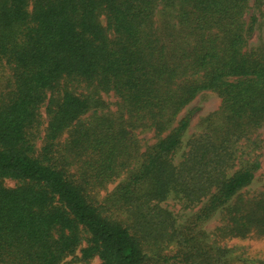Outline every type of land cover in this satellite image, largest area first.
Wrapping results in <instances>:
<instances>
[{"label": "trees", "instance_id": "obj_1", "mask_svg": "<svg viewBox=\"0 0 264 264\" xmlns=\"http://www.w3.org/2000/svg\"><path fill=\"white\" fill-rule=\"evenodd\" d=\"M247 2L0 0V66L9 72L0 89V264H236L201 229L176 228L158 206L171 198L202 204L198 226L218 214L214 238L264 237V190L243 193L258 159L238 158L231 172L238 143L264 129V45L245 49ZM157 13L170 19L155 25ZM203 91L220 109L174 162L191 112L176 117ZM102 92L116 97L115 112ZM137 129L156 139L144 153Z\"/></svg>", "mask_w": 264, "mask_h": 264}, {"label": "rangeland", "instance_id": "obj_2", "mask_svg": "<svg viewBox=\"0 0 264 264\" xmlns=\"http://www.w3.org/2000/svg\"><path fill=\"white\" fill-rule=\"evenodd\" d=\"M170 18L165 17L162 19L161 14L157 13L154 17L155 25H159L160 21L168 20ZM243 20L246 24H250L253 20L252 32L246 41V50L255 49L264 45V4H259L255 0H248L247 8L243 15ZM9 72L6 67L0 66V89L6 84V79ZM77 92H81L83 85L75 86ZM102 101L107 105V108L111 112H115L117 109V99L112 93L105 94L100 93ZM220 99L218 96L210 91H203L196 95V97L178 114L176 121L180 120L191 112L188 128L182 138L183 149L174 156V162L180 160L182 153L187 151L186 143L198 137L205 128L207 117L218 112L220 109ZM43 121L41 127L40 136H42V130L47 122L44 108L40 111ZM139 145V152L144 153L146 148L151 146L155 142V137L152 131H144L137 129L133 131ZM39 144V143H38ZM37 144V145H38ZM257 158L260 163L259 170L255 173L252 183L243 191L247 197L254 196L264 190V129H260L247 139L240 141L236 147V161L231 172L239 168L240 162L238 158ZM121 176L113 183L106 185L105 189L100 192L101 196H104L109 190L121 181ZM5 187H13L15 181L4 180ZM202 204L194 206H186L183 202L168 199L165 202L160 203L158 206L165 211L169 212L175 221L176 228L192 229L194 232L202 230L208 234L210 242L216 244L218 247L229 250L230 258L232 262L236 264H257L258 262L264 263V237L249 235L246 238H214L212 234L215 228L221 225L220 216L217 214L210 220L198 226L194 223V215L199 210ZM84 245V243H83ZM173 244L164 246L162 252L167 256L174 252ZM78 254V252H77ZM63 264H82L73 261L70 257L67 258ZM86 264H99L97 259L91 260Z\"/></svg>", "mask_w": 264, "mask_h": 264}]
</instances>
